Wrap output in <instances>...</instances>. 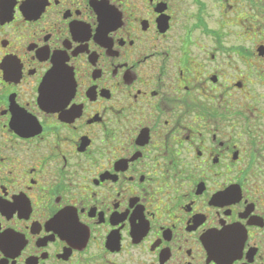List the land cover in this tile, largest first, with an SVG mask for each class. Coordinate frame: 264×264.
I'll return each instance as SVG.
<instances>
[{"label": "flooded vegetation", "instance_id": "af4514ba", "mask_svg": "<svg viewBox=\"0 0 264 264\" xmlns=\"http://www.w3.org/2000/svg\"><path fill=\"white\" fill-rule=\"evenodd\" d=\"M0 264H264V0H0Z\"/></svg>", "mask_w": 264, "mask_h": 264}]
</instances>
